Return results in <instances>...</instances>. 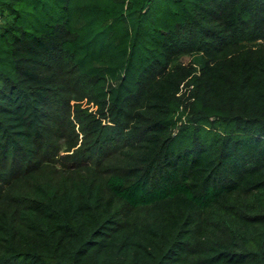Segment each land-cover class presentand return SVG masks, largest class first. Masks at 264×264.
Wrapping results in <instances>:
<instances>
[{
    "label": "trees",
    "instance_id": "trees-1",
    "mask_svg": "<svg viewBox=\"0 0 264 264\" xmlns=\"http://www.w3.org/2000/svg\"><path fill=\"white\" fill-rule=\"evenodd\" d=\"M54 1L0 0V264H264V0Z\"/></svg>",
    "mask_w": 264,
    "mask_h": 264
},
{
    "label": "rangeland",
    "instance_id": "rangeland-1",
    "mask_svg": "<svg viewBox=\"0 0 264 264\" xmlns=\"http://www.w3.org/2000/svg\"><path fill=\"white\" fill-rule=\"evenodd\" d=\"M183 1L184 0H181L180 3H183ZM54 2V0H20L18 4L21 11L20 22L33 30L42 29L43 26L48 23L50 17L55 13V10H57L58 5ZM173 2L177 4L176 0H155L148 9L146 14L147 21L146 23L144 22V27L150 31L160 29L162 21L166 16L170 15L168 13V6H174ZM180 60L182 62H187L189 58L187 56H182ZM61 114L63 113H59V115ZM59 123L61 124L63 134L65 133L66 135V140L69 136L73 139V131L68 123L67 117L62 116ZM52 129L54 131V128ZM74 129L75 132H78L77 127ZM80 140L81 137L78 144L70 149H64V145H61V141H59L61 146H58L59 144L56 145L55 141H51L47 147L43 146L40 151L37 165L39 171L48 172L49 175H56L60 172L68 171H82L85 164V156L75 151L80 145ZM118 156H120L119 153L114 154L112 151H109L108 161H112V164H114Z\"/></svg>",
    "mask_w": 264,
    "mask_h": 264
}]
</instances>
